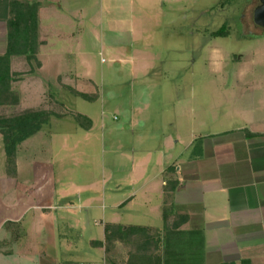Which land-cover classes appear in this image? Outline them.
Instances as JSON below:
<instances>
[{"label": "crops", "instance_id": "crops-1", "mask_svg": "<svg viewBox=\"0 0 264 264\" xmlns=\"http://www.w3.org/2000/svg\"><path fill=\"white\" fill-rule=\"evenodd\" d=\"M11 1L0 0V56L8 49ZM19 1L41 4L38 63L31 73L27 56L13 55L11 72L19 75H13L7 94L17 103L0 105V117L39 108L64 115L44 71L60 68L62 54L73 52L81 7H76L78 0ZM55 77L60 87H72L60 74ZM237 82L238 92L226 97L232 102V120L227 113L221 121L230 120L232 126L186 137L191 120L189 110L185 122L190 103L184 95L182 119L176 122L173 115L168 123L171 133L156 141L145 129L137 145L122 153L129 173L112 177L108 188L106 180L94 178L89 185H77L62 164L57 172L55 150L70 149L73 138L53 144L42 127L17 145L15 175L7 172L0 144L5 164L0 173V264H264V81ZM84 115L92 126L84 129L75 121L86 131H76V138L101 144L98 132H92L95 121ZM135 122L132 118L129 125ZM107 224L117 226L108 239Z\"/></svg>", "mask_w": 264, "mask_h": 264}, {"label": "rangeland", "instance_id": "rangeland-1", "mask_svg": "<svg viewBox=\"0 0 264 264\" xmlns=\"http://www.w3.org/2000/svg\"><path fill=\"white\" fill-rule=\"evenodd\" d=\"M78 2L82 12L76 15L73 52L62 54L60 68L44 73L62 109L92 117V132H98L102 142L78 140L76 131H86L72 117L61 122L52 117L43 125L53 144L73 138V147L57 148L54 156L57 172L61 164L71 169L77 185H89L94 178L106 180L108 188L112 177L126 176L127 155L122 153L137 145L147 129L156 141L170 134L173 115L176 122L182 119L184 95L190 103L185 122L189 110L191 120L185 136L208 134L233 125L232 102L226 97L238 92L239 79L264 81V28L253 20L259 0ZM87 14L93 18H84ZM226 21L227 34L214 35ZM58 74L64 83L96 98L86 100L60 87ZM227 113L230 120L221 124ZM145 115L149 123L142 127ZM132 118L136 122L131 126ZM3 154L0 150V173L5 171Z\"/></svg>", "mask_w": 264, "mask_h": 264}, {"label": "trees", "instance_id": "trees-1", "mask_svg": "<svg viewBox=\"0 0 264 264\" xmlns=\"http://www.w3.org/2000/svg\"><path fill=\"white\" fill-rule=\"evenodd\" d=\"M10 15L7 20L8 25V49L5 55L0 56V105H9L13 103L7 92L13 80L10 62L13 55H26L32 65L31 73L35 70L34 64L38 63V36H39V10L40 2H28L12 0L10 2ZM228 31V22L215 32L214 35H225ZM71 93L86 100H94L96 97L85 92L77 91L72 87H66ZM12 92H10L11 96ZM72 117L81 127L89 129L92 126V120L75 111L66 112L64 115L57 114L46 108L25 111L18 114L0 117V135L3 136V143L6 152V168L10 175L16 172V151L17 145L40 131L52 116ZM248 136H257L261 134L247 132ZM198 141H201L199 138ZM114 224L106 225L107 239L109 232ZM100 244H102L100 242ZM250 264L249 260L243 261Z\"/></svg>", "mask_w": 264, "mask_h": 264}, {"label": "water", "instance_id": "water-1", "mask_svg": "<svg viewBox=\"0 0 264 264\" xmlns=\"http://www.w3.org/2000/svg\"><path fill=\"white\" fill-rule=\"evenodd\" d=\"M253 20L256 26L264 28V0H259V4L255 7Z\"/></svg>", "mask_w": 264, "mask_h": 264}, {"label": "built area", "instance_id": "built-area-1", "mask_svg": "<svg viewBox=\"0 0 264 264\" xmlns=\"http://www.w3.org/2000/svg\"><path fill=\"white\" fill-rule=\"evenodd\" d=\"M97 264H101V263H97Z\"/></svg>", "mask_w": 264, "mask_h": 264}, {"label": "bare ground", "instance_id": "bare-ground-1", "mask_svg": "<svg viewBox=\"0 0 264 264\" xmlns=\"http://www.w3.org/2000/svg\"><path fill=\"white\" fill-rule=\"evenodd\" d=\"M259 20H261V19L259 18Z\"/></svg>", "mask_w": 264, "mask_h": 264}]
</instances>
